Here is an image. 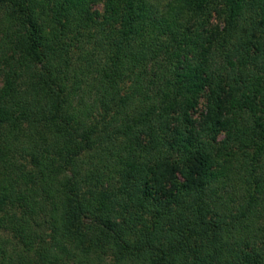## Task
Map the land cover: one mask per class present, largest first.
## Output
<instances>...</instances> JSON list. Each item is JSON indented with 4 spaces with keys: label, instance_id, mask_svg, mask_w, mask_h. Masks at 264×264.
Listing matches in <instances>:
<instances>
[{
    "label": "trees",
    "instance_id": "1",
    "mask_svg": "<svg viewBox=\"0 0 264 264\" xmlns=\"http://www.w3.org/2000/svg\"><path fill=\"white\" fill-rule=\"evenodd\" d=\"M0 264H264V0H0Z\"/></svg>",
    "mask_w": 264,
    "mask_h": 264
},
{
    "label": "rangeland",
    "instance_id": "2",
    "mask_svg": "<svg viewBox=\"0 0 264 264\" xmlns=\"http://www.w3.org/2000/svg\"><path fill=\"white\" fill-rule=\"evenodd\" d=\"M203 105V103L200 105V106H202ZM50 230H46V233H48Z\"/></svg>",
    "mask_w": 264,
    "mask_h": 264
}]
</instances>
